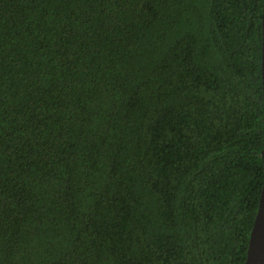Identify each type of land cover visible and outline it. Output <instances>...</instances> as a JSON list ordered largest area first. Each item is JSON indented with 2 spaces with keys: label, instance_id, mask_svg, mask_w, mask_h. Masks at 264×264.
Returning a JSON list of instances; mask_svg holds the SVG:
<instances>
[{
  "label": "trees",
  "instance_id": "obj_1",
  "mask_svg": "<svg viewBox=\"0 0 264 264\" xmlns=\"http://www.w3.org/2000/svg\"><path fill=\"white\" fill-rule=\"evenodd\" d=\"M262 10L0 0V264H245Z\"/></svg>",
  "mask_w": 264,
  "mask_h": 264
},
{
  "label": "water",
  "instance_id": "obj_2",
  "mask_svg": "<svg viewBox=\"0 0 264 264\" xmlns=\"http://www.w3.org/2000/svg\"><path fill=\"white\" fill-rule=\"evenodd\" d=\"M262 86H263V147L261 151L264 167V0L262 10ZM245 264H264V181L259 208L252 227Z\"/></svg>",
  "mask_w": 264,
  "mask_h": 264
}]
</instances>
